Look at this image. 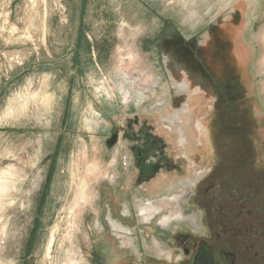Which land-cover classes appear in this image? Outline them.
Returning a JSON list of instances; mask_svg holds the SVG:
<instances>
[{"label":"rangeland","instance_id":"1","mask_svg":"<svg viewBox=\"0 0 264 264\" xmlns=\"http://www.w3.org/2000/svg\"><path fill=\"white\" fill-rule=\"evenodd\" d=\"M237 1L264 101V0H0V264H117L118 246L146 247V235L103 230L108 200L124 196L107 138L177 90L174 39ZM162 196L142 222L161 208L176 216L164 228L181 220Z\"/></svg>","mask_w":264,"mask_h":264},{"label":"flooded vegetation","instance_id":"2","mask_svg":"<svg viewBox=\"0 0 264 264\" xmlns=\"http://www.w3.org/2000/svg\"><path fill=\"white\" fill-rule=\"evenodd\" d=\"M174 40L177 90L153 108L152 99L141 105L149 116L134 112L113 124L107 138L124 196L108 200L103 230L146 235V247L118 246L117 264H264V101L249 84L243 4ZM122 172H130L135 197ZM163 192L178 199L181 220L164 228L160 218L176 216L161 208L142 222L157 200L171 198ZM139 204L149 211L138 212Z\"/></svg>","mask_w":264,"mask_h":264},{"label":"built area","instance_id":"3","mask_svg":"<svg viewBox=\"0 0 264 264\" xmlns=\"http://www.w3.org/2000/svg\"><path fill=\"white\" fill-rule=\"evenodd\" d=\"M148 102V99H146L141 105H144Z\"/></svg>","mask_w":264,"mask_h":264},{"label":"bare ground","instance_id":"4","mask_svg":"<svg viewBox=\"0 0 264 264\" xmlns=\"http://www.w3.org/2000/svg\"><path fill=\"white\" fill-rule=\"evenodd\" d=\"M135 88V87H134ZM44 94V93H43ZM140 109V108H139ZM81 180V179H80ZM13 189V188H12ZM3 194V193H2ZM3 198V197H2ZM147 211H149V209L147 210ZM144 216H146V215H144ZM147 217V216H146ZM150 219V218H149ZM164 221V220H163ZM166 224V223H165ZM163 227H164V224H163Z\"/></svg>","mask_w":264,"mask_h":264},{"label":"water","instance_id":"5","mask_svg":"<svg viewBox=\"0 0 264 264\" xmlns=\"http://www.w3.org/2000/svg\"><path fill=\"white\" fill-rule=\"evenodd\" d=\"M113 143H114V142L111 141L110 144H109V147H112Z\"/></svg>","mask_w":264,"mask_h":264}]
</instances>
